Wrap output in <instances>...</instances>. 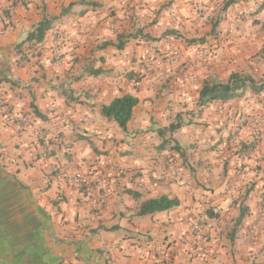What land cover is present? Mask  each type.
I'll use <instances>...</instances> for the list:
<instances>
[{
	"label": "crops",
	"instance_id": "0c3cea01",
	"mask_svg": "<svg viewBox=\"0 0 264 264\" xmlns=\"http://www.w3.org/2000/svg\"><path fill=\"white\" fill-rule=\"evenodd\" d=\"M256 1L0 0V102L29 117L0 111V264H264ZM44 16L43 41H26ZM232 72L253 82L200 105L203 81ZM124 94L139 100L125 130L101 113ZM160 196L179 204L139 214ZM211 207L216 222L194 231Z\"/></svg>",
	"mask_w": 264,
	"mask_h": 264
},
{
	"label": "trees",
	"instance_id": "16d2710c",
	"mask_svg": "<svg viewBox=\"0 0 264 264\" xmlns=\"http://www.w3.org/2000/svg\"><path fill=\"white\" fill-rule=\"evenodd\" d=\"M262 2L258 9L263 7ZM55 17L44 16L35 28L30 31L26 41L40 43L43 41L47 31L51 28ZM253 82L252 78L241 72H232L226 81L218 79L204 80L199 91L198 102L200 105L210 101L220 100L228 101L241 96L248 83ZM138 98L124 94L114 98L109 104L101 107V113L104 117L111 119L123 130L132 114V108L137 105ZM5 105V104H4ZM180 127V122L171 123L166 130L173 132ZM179 204L178 199L160 196L141 202L139 208L140 215L162 212L176 207Z\"/></svg>",
	"mask_w": 264,
	"mask_h": 264
},
{
	"label": "built area",
	"instance_id": "2783aa9c",
	"mask_svg": "<svg viewBox=\"0 0 264 264\" xmlns=\"http://www.w3.org/2000/svg\"><path fill=\"white\" fill-rule=\"evenodd\" d=\"M55 51H56V55L58 56V58L61 56V52H60V45H61V39L58 36V34L55 32ZM205 54L207 52H204ZM3 103L0 102V111H2L3 109H5L4 115L5 118H7V120L11 123H22V124H26L29 122V117L27 115H23V114H14L9 112L8 108H3ZM254 123H256V121H253ZM41 142V154L42 157H45L46 155V146H47V139L45 136L42 135H38V137ZM71 185L77 188H83L85 192H89L90 191V183H89V179L88 176L85 175L82 172H76L72 179H71ZM219 211L217 208L215 207H211L209 208L207 211H205L202 214V219L200 220H195L192 222V228L194 231H202L204 228V222H207L208 225H211L212 223L216 222L217 217H218Z\"/></svg>",
	"mask_w": 264,
	"mask_h": 264
},
{
	"label": "rangeland",
	"instance_id": "374dc122",
	"mask_svg": "<svg viewBox=\"0 0 264 264\" xmlns=\"http://www.w3.org/2000/svg\"><path fill=\"white\" fill-rule=\"evenodd\" d=\"M261 3H262L261 1H258V2L256 1L252 6H256V5L259 6ZM214 49H215L214 47H210V48L208 49V53L205 54L203 51H201L202 53H201L200 55H201L202 57H204V56H205V57H209V52H210L211 54H212V53L214 54Z\"/></svg>",
	"mask_w": 264,
	"mask_h": 264
}]
</instances>
